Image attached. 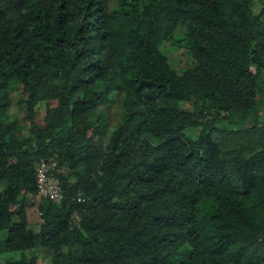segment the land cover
Returning a JSON list of instances; mask_svg holds the SVG:
<instances>
[{"label":"trees","instance_id":"1","mask_svg":"<svg viewBox=\"0 0 264 264\" xmlns=\"http://www.w3.org/2000/svg\"><path fill=\"white\" fill-rule=\"evenodd\" d=\"M263 69L254 0H0V264H264ZM48 157L60 203L37 195Z\"/></svg>","mask_w":264,"mask_h":264},{"label":"rangeland","instance_id":"2","mask_svg":"<svg viewBox=\"0 0 264 264\" xmlns=\"http://www.w3.org/2000/svg\"><path fill=\"white\" fill-rule=\"evenodd\" d=\"M263 3L264 0H254V9L256 12L261 8ZM185 32L186 31L184 27L178 28L173 34V39L166 41L162 46L163 52L167 55L170 63L178 72H181L188 63L191 64L193 62V59L189 55L187 49L181 43L177 42V40L182 39L185 36ZM263 82L264 81H262V83ZM10 97L11 101L8 109L9 119H17V121H19L18 123L20 125L21 133L26 134V120L24 118L23 107L20 102V98H22L23 95L17 89H12L10 92ZM261 104V109L264 111V94L262 95ZM185 107L191 109L190 104H186ZM100 109L101 113L103 114L104 121L107 124L106 131L103 136V140L106 141L111 131L118 124L122 109L119 99L117 97L115 98L114 95H110L108 101L102 104ZM36 121L42 124L39 116H36ZM199 130V128L189 129V133L196 136L199 133ZM26 253L28 255H36L37 264L50 263L51 253L45 249L26 251ZM15 256L16 254H0V262L6 258H12Z\"/></svg>","mask_w":264,"mask_h":264},{"label":"built area","instance_id":"3","mask_svg":"<svg viewBox=\"0 0 264 264\" xmlns=\"http://www.w3.org/2000/svg\"><path fill=\"white\" fill-rule=\"evenodd\" d=\"M249 70L255 74L256 68L254 65L250 66ZM264 78V69L262 71ZM57 168V161L54 158H40L34 167L35 183L37 195L40 198L49 199L55 203H60L63 199V191L59 180L55 175Z\"/></svg>","mask_w":264,"mask_h":264},{"label":"crops","instance_id":"4","mask_svg":"<svg viewBox=\"0 0 264 264\" xmlns=\"http://www.w3.org/2000/svg\"><path fill=\"white\" fill-rule=\"evenodd\" d=\"M263 81H264V80H263ZM259 92H260V95H261V96L264 94V82H263V83L261 82Z\"/></svg>","mask_w":264,"mask_h":264}]
</instances>
